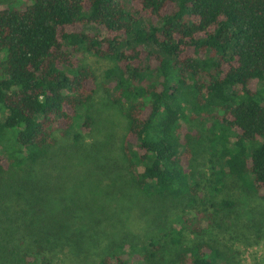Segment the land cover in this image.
Returning a JSON list of instances; mask_svg holds the SVG:
<instances>
[{
    "label": "trees",
    "instance_id": "1",
    "mask_svg": "<svg viewBox=\"0 0 264 264\" xmlns=\"http://www.w3.org/2000/svg\"><path fill=\"white\" fill-rule=\"evenodd\" d=\"M89 56L111 63L102 81L83 63ZM102 91L126 121L122 156L81 167L134 191L151 231L93 264H243L213 230L223 219L234 236L257 229L261 237L264 0H28L0 10V246L9 222L25 264L47 259L37 260L40 240L31 249L35 222L21 175L54 150L65 168L73 163L99 125ZM204 147L208 177L196 164ZM229 181L251 197L254 223L241 227L228 215L238 206Z\"/></svg>",
    "mask_w": 264,
    "mask_h": 264
},
{
    "label": "rangeland",
    "instance_id": "2",
    "mask_svg": "<svg viewBox=\"0 0 264 264\" xmlns=\"http://www.w3.org/2000/svg\"><path fill=\"white\" fill-rule=\"evenodd\" d=\"M26 3L28 0H0V10L9 4L20 8ZM83 63L92 66L100 81L111 65L109 61L90 56ZM262 85L263 83L255 80L251 88L258 90ZM109 104L106 94L103 91L99 93L96 102L99 125L85 135L84 146L78 155L69 152V155L75 156L72 164H67L65 168L64 159L56 158L58 154L55 151L58 150H54L43 163L29 169L27 166L24 176L21 175L28 181L26 190H23L25 199L31 206L30 216L35 222L29 229L32 234L31 242L29 241L33 247L31 249L35 250V239L40 240L44 248V252L37 256L38 262L47 259L46 264H93L97 257L108 252L110 246L119 243L139 245L145 234L151 231L146 219H139L142 213L136 210L139 203L134 191L125 188L124 183L116 185L118 180H113L114 184L109 178L94 181L96 177L87 176L81 167L84 164L92 168V160L99 159V162L104 161L105 157L112 159L122 156L118 143L120 144L124 135L126 121L118 108ZM5 117L6 114L0 110V123ZM199 122L195 121L194 124L200 132L208 128L207 123L200 126ZM2 144L6 145L5 142ZM112 144L117 147H111ZM92 145L96 147V151H93ZM208 151L209 148L207 150L204 147L196 163L203 173L202 177L210 176L213 171ZM3 155L7 156L4 147L0 145V156ZM228 184L232 187L233 181ZM114 188L116 194L113 193ZM232 189L237 193L238 206L228 215L241 227L254 223L259 212L254 208L251 197L239 186H233ZM151 216L153 217L152 214ZM255 223L260 238L256 235L257 229L248 239L234 236V233L224 230L223 219L218 221V228L213 230V235L235 250L243 264H264V220H255ZM14 225L18 229V224ZM203 225L207 227L206 220ZM9 226V222H4V228L10 235L6 234L0 246V264H25L21 258L18 232L11 234ZM84 256L87 257L85 261Z\"/></svg>",
    "mask_w": 264,
    "mask_h": 264
}]
</instances>
